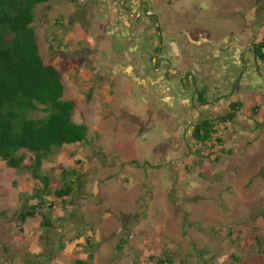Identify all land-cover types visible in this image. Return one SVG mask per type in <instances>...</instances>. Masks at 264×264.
<instances>
[{"label": "rangeland", "instance_id": "rangeland-1", "mask_svg": "<svg viewBox=\"0 0 264 264\" xmlns=\"http://www.w3.org/2000/svg\"><path fill=\"white\" fill-rule=\"evenodd\" d=\"M104 1L36 10L40 54L89 130L42 174L60 189L63 171L80 170L86 187L47 201L52 228L29 219L21 231L15 216L42 184L0 159V264H83L91 253L93 264H149L166 250L176 264H264V63L253 50L264 0H154L150 17L128 0L134 19ZM118 65L133 74L104 82L93 69L111 76ZM233 102L244 108L221 125ZM203 118L221 127L212 152L192 137Z\"/></svg>", "mask_w": 264, "mask_h": 264}, {"label": "trees", "instance_id": "trees-1", "mask_svg": "<svg viewBox=\"0 0 264 264\" xmlns=\"http://www.w3.org/2000/svg\"><path fill=\"white\" fill-rule=\"evenodd\" d=\"M51 0H0V159L14 170L26 169L42 184L30 189L24 209L15 216L17 226L29 219L52 228L42 209L49 199L67 202L75 191L86 187L78 170L62 173L63 187L53 188V176L43 175L45 162L64 146L87 141L88 127L75 120L78 104L65 98L66 87L61 72L46 64L40 54L34 27L37 8ZM257 62L264 63V40L254 46ZM200 102L205 100L200 94ZM231 111L216 121L234 123L244 105L230 103ZM259 107L255 106L253 113ZM216 121L201 119L194 126L193 138L202 151H211L224 143ZM221 145V146H222ZM36 201L35 205H30ZM51 201V200H50ZM53 202L50 210H53ZM94 255H89V262ZM237 260V257H233ZM182 256L166 250L150 257L149 264L181 263ZM37 264H43L38 262Z\"/></svg>", "mask_w": 264, "mask_h": 264}, {"label": "flooded vegetation", "instance_id": "flooded-vegetation-1", "mask_svg": "<svg viewBox=\"0 0 264 264\" xmlns=\"http://www.w3.org/2000/svg\"><path fill=\"white\" fill-rule=\"evenodd\" d=\"M157 2L158 1H154V0H143V2L140 3V7H141V5L143 7L141 8V10H138V14L137 15L140 14L141 17L143 15L146 16V17H150L152 15L151 8H152V6H155L157 4ZM104 3H106L107 5H110L112 17H115V16H117L116 15L117 12H118V16H119V15H121V12L124 11L122 9V5H123V8L126 10L128 0H117L116 2H111V0H107V1L105 0ZM121 9H122V11H121ZM127 11H128V8H127ZM131 12L132 11H128L127 13L129 14V16L132 19H134L136 16H131L130 15ZM137 27H138V24L137 25L135 24V27L133 29L136 30ZM93 69L97 73L99 79L102 80V81H104V82H113V80L114 81H117L119 79V77H121L122 75H124L126 77H129L128 76L129 73H131V75L133 74V71H132L131 66L124 67V66H119L118 65V66H116L114 68L111 76H110V74L101 73L100 70H99V68H94L93 67ZM199 94H203V93L202 92H199ZM222 96L225 97L227 95L226 94H223ZM204 97H206L205 94H204ZM198 99L200 100V96L198 97ZM199 103L206 104V102H200V101H199ZM193 134H194V130H193ZM193 134H192V137H193Z\"/></svg>", "mask_w": 264, "mask_h": 264}, {"label": "crops", "instance_id": "crops-1", "mask_svg": "<svg viewBox=\"0 0 264 264\" xmlns=\"http://www.w3.org/2000/svg\"><path fill=\"white\" fill-rule=\"evenodd\" d=\"M144 26V25H143ZM138 36V35H137ZM132 69H134V65L131 66Z\"/></svg>", "mask_w": 264, "mask_h": 264}, {"label": "water", "instance_id": "water-1", "mask_svg": "<svg viewBox=\"0 0 264 264\" xmlns=\"http://www.w3.org/2000/svg\"><path fill=\"white\" fill-rule=\"evenodd\" d=\"M133 15H134V14H133ZM133 15H132V16H133Z\"/></svg>", "mask_w": 264, "mask_h": 264}]
</instances>
